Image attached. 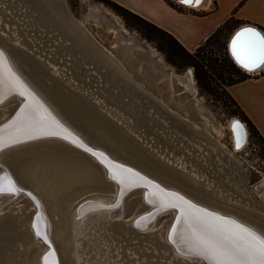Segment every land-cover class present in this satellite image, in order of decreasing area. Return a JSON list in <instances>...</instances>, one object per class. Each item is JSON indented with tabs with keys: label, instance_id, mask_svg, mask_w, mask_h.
Returning a JSON list of instances; mask_svg holds the SVG:
<instances>
[{
	"label": "rangeland",
	"instance_id": "obj_1",
	"mask_svg": "<svg viewBox=\"0 0 264 264\" xmlns=\"http://www.w3.org/2000/svg\"><path fill=\"white\" fill-rule=\"evenodd\" d=\"M174 3L179 5L177 2ZM4 5H6L4 10H0V37H4L0 40V47L9 54L15 64L17 63L18 69L23 71L27 80L32 84L36 83L49 97L47 98L51 99L60 109L61 103L58 102L51 89H48L44 83L38 82V79H46L42 78L40 74L34 73L35 71H31L36 68L33 69L30 62L19 60L18 55L10 53V45L16 44L25 53H29L32 57H38L42 64L49 67L48 73H51V69L54 74L60 73V78L63 80L62 85L66 88L86 92L85 95L90 101L94 103L101 101L102 104H106L104 108H117L124 113L123 116L129 118L128 120L133 119L137 122L140 118V127L136 130V134H139L146 145H152L149 150L157 156H164L173 164L180 161L178 166L186 165L185 171L188 174L194 172L207 174L210 180L212 177L208 173V169L211 168V164L214 162L218 164L220 161L228 167L230 173H234L231 175H235V179L240 180L238 173L241 175V182L244 181L242 187L249 186L247 184L249 174L247 171L242 173L241 165L252 167L264 177V143L258 137L251 136L248 132L244 148L239 152L233 151L229 128L232 117H237L242 121L247 130L248 127L241 117L232 113L234 106L224 94V87L215 80L210 68L202 65L198 69V74L210 77L205 81L212 93L200 86L201 84L195 77L196 70L192 66H180L169 62L154 41L144 38L138 30L127 26L119 15L97 0H0V6ZM235 28L223 33L220 38V47L216 45L208 47L212 57L230 73H233V70L227 64L226 59L236 69L242 71L239 69L241 67L238 66V68L232 62L226 46L227 39ZM189 70L196 88L194 95L187 92L183 85L177 83L173 78L172 85L169 78L172 73L182 74ZM48 82L46 80V83ZM69 82L70 85H68ZM203 84L206 85L204 81ZM15 106L16 103L12 98L0 105V122L13 111ZM113 118L115 119V116ZM65 119L71 124L73 123L70 118ZM73 127L78 129L83 136L87 134H85V130L74 125ZM108 136L112 141L111 135ZM159 138L162 140L159 141ZM34 152L32 151L31 154ZM4 153L0 154L1 158L4 157ZM8 156H5L4 163L16 177L12 168L16 160L11 162ZM197 160L201 161L196 164ZM204 162L207 165L210 163V166L205 165V170L202 167L199 168ZM133 166L137 169L140 168V171L152 177L149 171L146 172V166L139 168L137 164ZM158 172L156 178H153L158 179L157 181L160 180L161 184L184 192L185 195L187 194L186 196L197 202L225 212H232L243 220L248 218L242 213L246 209L244 207H246L247 199H243L239 206L241 208L231 210L225 208L226 203L232 204L235 198L233 201L222 200L225 202L203 199L201 194L196 195L194 192H190L188 186L180 187L176 180L169 177L167 173ZM165 174L167 177L162 176ZM85 182L83 178L73 179L72 186L68 190H56L53 193L55 201L63 202L68 193L81 189L92 192L91 185L86 186ZM261 184V181L252 183L249 191L252 192L255 187ZM136 192L133 191L123 198L122 215L115 218L120 220L116 224V226L118 225L117 229L109 228L101 233L109 247L106 259L109 264H156L154 255L151 256L147 251L148 255H143L141 248L145 249L143 244L147 246L151 242L150 237L154 240V236L159 235L162 226L167 224L169 217L166 216V213L160 214L157 221L154 222L155 225L150 226L152 227L150 232L153 234H148L149 240L137 242L135 237H131L132 233L128 235L127 223H125L137 215V209L143 210L139 206ZM258 196H261L264 201V189L260 194L258 193ZM22 197L20 194L9 201L0 210V214L13 215L17 213L16 219H21V221L17 222L16 229L25 231L29 230L28 224L33 210L30 208V203ZM251 206L253 207V205ZM29 209L31 212L28 213ZM67 211L69 214L70 209ZM129 212L130 214L127 215ZM47 215L51 222L53 241L67 243L69 237L63 236V232L57 227L55 221L57 214L47 211ZM13 226L12 221L4 222L3 220L0 222L2 258L5 259L6 264H27L26 262L37 264L41 253V249L36 247L37 240L34 242L33 238H29V240L21 241L22 237L18 239L9 236L7 230ZM108 233H112L113 238L108 237ZM122 237L123 239H121ZM117 238L118 241H116ZM85 246L83 244V249ZM150 247L152 248L153 245ZM26 248H29V252L21 255V251ZM158 248L160 250V247ZM9 250H13L11 256ZM116 251H118V256ZM91 252L87 251L83 256L89 257ZM143 259L145 260L143 261ZM93 260V257L89 259V261ZM188 261L195 262L194 260ZM176 263L180 264L181 262ZM94 264L101 263L98 260Z\"/></svg>",
	"mask_w": 264,
	"mask_h": 264
},
{
	"label": "water",
	"instance_id": "obj_2",
	"mask_svg": "<svg viewBox=\"0 0 264 264\" xmlns=\"http://www.w3.org/2000/svg\"><path fill=\"white\" fill-rule=\"evenodd\" d=\"M174 1L176 2V0ZM177 3L181 5H187L186 3L183 2V0ZM197 6H198L197 4H194L190 7L195 8ZM5 7L6 5L0 6V10L1 11L4 10ZM243 28H252L261 36V32L255 26L250 25V26H245ZM2 38L4 39V37H0V40H2ZM9 48H10L9 50H11L13 54L19 56V60L22 59L24 61L33 63L39 69V72L36 70H31V71H35L34 73L40 74L42 78H45L46 80L49 81L48 83H46V80L38 79V82H40L41 84L44 83V85H46L48 88L51 85L59 86L63 92L68 93L69 96L72 95L75 99L78 100L77 102H73L71 104L73 108L72 107L67 108L66 106H63L62 107V111L64 113L63 115L64 118H70V120L73 121L72 124L74 126H77L78 128L85 130L87 133L85 137H87L89 141L90 138L96 140V143L101 144V146L105 150L113 153V156L115 158H119L131 164L134 163L133 165L137 164L138 168L146 166L145 168L146 172L149 171V173L154 178H156V173H159L158 171L167 173L169 177H172L176 180V182L180 185V187L188 186L190 192H194L196 195L201 194V197L203 199L211 200V201H216V200L233 201V198H235L232 204L226 203L225 208L231 210L232 209L237 210V208H241L239 206H241L243 199H247L245 204L246 207H244L246 209H244L242 213L243 215H245V217H248L247 218L248 220L247 219L243 220L242 218L236 216L232 212L229 211L225 212L212 206H209L212 208L206 210L209 212H213L217 215L224 216L228 219L234 220L238 223L244 224L247 227L251 226L250 228L252 227L255 228L256 230L253 228L252 229L257 231L258 233H264V212H262V210L264 209V201L261 196L253 194L256 193L255 189L252 192L249 191V188L251 187L252 183L257 181H263L264 183V177H262L258 171L254 170L252 167L249 166L246 167L244 165H241L242 173L247 171L249 174V180L247 182L249 186L247 187H242L244 181L241 182L242 179L239 173H238V177H240L239 178L240 180L235 179V175L232 176L234 173L232 172L230 173L228 167H226L224 163L220 161H218V164H215L217 162H214V164H211V168L208 169V173H210V176L212 177V179L210 180L207 174L205 175L197 174L196 172H194L193 174H188V172L185 171L187 166H183V165L178 166L177 163L173 164V162H169L168 159L165 160L164 156L163 157L157 156L155 155L154 152L149 150L152 145L149 146L146 145V142H143V139L139 137V134H136V130L140 127L139 126L140 118L137 122H135L133 119L128 120L129 119L128 117L123 116L124 113L121 112V114H118L119 110L117 108L114 109L104 108L106 104L105 105L102 104L101 101L95 103L90 101V99L87 98L85 95L86 92H79V90L74 91L73 89L70 88L68 89L64 85H62L63 80H61L62 78H60L61 77L60 73L54 74L53 69H51L52 70L51 73H48L49 67L48 66L46 67L45 64H42V61H39L38 57H32L29 53H25V51L19 49L16 44L10 45ZM232 60L237 66L239 65L234 60V58H232ZM68 85H70V82L68 83ZM6 95H8V93L3 95V98ZM22 102H23L22 105H24L25 101L23 100ZM19 106L10 115V118H8L5 122L0 123V127H4L16 116V114L21 109V107ZM139 114L141 116V113ZM113 116H115V119L113 118ZM118 119L120 120L118 121ZM237 123L240 125V129H241L240 143H242L241 141L244 139V135L246 133L245 131H247V128L245 124L239 119H237ZM108 135H111L113 142L108 138L109 137ZM158 140L161 141L162 138L161 139L159 138ZM91 149L95 152L102 153L97 149H93V148ZM32 151L35 152L31 154ZM1 153H4V157H2L3 163L4 161H6L5 156L8 155H9L8 159L11 162H14L16 160L12 165L13 171L14 173H16V177L15 175L12 174V172L8 169L9 167H7L6 165L4 171H2L0 175L7 173L10 176H12L15 182L22 187L21 190L24 191L26 195H29L28 197L31 198L33 196H37L42 200L45 206L46 213L47 211H51V213L57 214L55 220L58 225L57 227L61 229L60 231L63 232V236L65 237L69 233V227H70L69 214L73 209L79 208L82 204L91 201L95 197L100 198L102 196L105 197L109 195L110 191L113 190L114 189L113 187L115 186L118 187V189L120 188V185H118L114 180L111 179L108 169L105 167L107 171L104 170L101 166L104 164L100 163V161L96 157L92 156L88 152H85L81 148H77L74 144L70 143L68 140L61 139L60 137H56V136L42 137L37 140L24 141L20 144L5 149L4 151L0 152V154ZM103 155L106 156L104 153ZM108 161H111L113 164H117L111 159H108ZM200 161L197 160L196 164H198ZM178 163H180V161ZM205 165H207L206 162L200 165L199 168L202 167V169L205 170L206 169ZM207 166H210V163ZM123 167L127 168L125 166ZM230 170H232V168H230ZM19 174L21 177L19 176ZM162 176L165 177L166 174ZM77 178H83L84 181H86L84 183L86 186L90 184L92 187V189L90 190H92V192H89L87 189L84 190L80 188L81 190H78L73 193H68L65 196V201L63 202L59 200L55 201V197L53 196V193L56 190H61V191L68 190L72 186V180ZM144 179L147 181H151L153 185H158L156 182L150 180L147 177H144ZM158 186L164 189L160 185ZM262 186L264 187V184ZM140 190L144 191L143 200L141 198L142 194L138 193V191ZM164 190L167 192H172L167 189ZM124 191H126L125 198L133 191H137L136 193L138 194L139 206H141L143 209L142 211H140L139 209L136 210L137 218L139 217L141 218L144 215L149 216L146 210L151 208V207L149 208L150 206L149 204L158 207L157 211L159 212V214L155 216V221H157L160 214L166 213V216L169 217L167 220V224L164 227L162 226V231L159 233V235L154 236V240H152L153 238L150 237L151 242H149L147 246L146 244H143L145 245L143 246L145 247V249L141 248V252L145 256L148 255L147 252H149L151 256L154 255V262H156V264H171L170 261H168L169 259L168 256L171 253L169 249L170 242L169 240L167 241L166 239L163 240L160 234L163 232V229L166 230V227L169 228L168 233L170 234V232L172 231V226L176 223V217L180 215L179 210L171 207L162 208L160 206L159 200L156 203L155 201L150 199V197L147 196L148 193L149 196L153 194L152 190L149 188L143 186H135V187L126 186L124 188ZM18 195L20 194L17 193L15 196ZM25 199L31 204L30 202L31 200H29V198L28 199L25 198ZM251 205H253V207ZM196 206L199 208H204L199 205ZM67 209H70L69 214H67L68 213ZM172 210L175 211L173 215L171 214ZM29 212L31 211L28 210V213ZM129 214L130 212L127 215ZM16 217H17V213H14L13 215H4V213L0 214V222H3V220L4 222L12 221L14 225L13 228L11 229L9 228L7 230L9 236H12L14 238L16 237L18 239L22 237L21 241L29 240V238L31 237L33 238L29 230L23 231L21 229L19 230L16 229L17 228L16 226L18 224L17 222L21 221V219L17 220ZM118 221L120 220L114 219L110 221L109 225L106 227L107 230L109 228L117 229L118 225L116 226V224H118ZM130 221L131 219L125 221V223H127L128 235L132 233L131 237H135L137 242H141L143 240L144 241L149 240L148 234L152 233L150 232V229L155 224L148 229H140V228L136 229L134 226H132L131 223H129ZM169 234H167V237L169 236ZM107 236L113 238L112 233H108ZM121 239H123V237ZM116 241H118V238ZM52 243H53L52 247L48 248L47 252L42 256V262H41L42 264H44V257L48 256L50 252L54 253L52 257L55 258V260H57L58 258L59 264H75L69 251L70 249L69 243L68 245L67 243H65V241L61 243L59 242L56 243L55 241H52ZM46 245L48 246V244ZM152 245L153 247L151 248L150 246ZM158 247H160V250ZM28 249L29 248H26L23 251H21V255L27 254L29 252ZM12 253L13 250H9L10 256L12 255ZM144 260L145 259H143V261ZM188 260H194V258L187 259L186 264H189ZM179 261L182 260H174L173 264H177L176 262ZM6 263L7 262H5V259L2 258L1 256V250H0V264H6ZM26 263L30 264L28 262ZM81 264L83 263L81 262Z\"/></svg>",
	"mask_w": 264,
	"mask_h": 264
},
{
	"label": "snow or ice",
	"instance_id": "obj_3",
	"mask_svg": "<svg viewBox=\"0 0 264 264\" xmlns=\"http://www.w3.org/2000/svg\"><path fill=\"white\" fill-rule=\"evenodd\" d=\"M183 2L191 3L192 0ZM230 50L235 61L245 69L252 70L264 65V37L252 28H243L236 32L232 37ZM5 90L9 95L24 97L25 105L8 124L0 127V152L24 141L42 137L56 136L68 140L104 164L111 179L121 186L122 194L126 186H143L152 190L162 208L179 210L180 215L176 217V223L168 236L169 242L176 246L178 253L199 257L208 264H264V233H258L244 224L199 208L183 196L153 185L132 169L113 164L103 153L85 146L39 104L23 81L8 66L3 53H0V102H3ZM233 130L237 133L236 144L239 147L240 125L234 122ZM20 191L12 176L7 173L0 175V196H12ZM39 219L37 215V220ZM32 227L35 235L51 248L52 245L46 233H42L40 225L34 222ZM53 255L50 252L45 256L44 264H49V257Z\"/></svg>",
	"mask_w": 264,
	"mask_h": 264
},
{
	"label": "bare ground",
	"instance_id": "obj_4",
	"mask_svg": "<svg viewBox=\"0 0 264 264\" xmlns=\"http://www.w3.org/2000/svg\"><path fill=\"white\" fill-rule=\"evenodd\" d=\"M180 1H182V0H176V2H180ZM201 3H202V0H199V2H197V0H192L191 3H186V4H187V6H192L194 4H197L198 6H200V5H202ZM188 4H190V5H188ZM0 22H1V18H0ZM245 26H250V25H244V26H241V27L235 29L234 31H232V33L229 35V37L227 39V42H226L227 51L229 52V55L231 58H233V56L231 54V50H230V44H231L232 37L236 34V32L238 30L243 29V27H245ZM261 36L264 37L262 32H261ZM0 53H3V56L6 59L8 66L12 69V71L15 73V75L18 76L21 81H23V83L26 85V87L29 89V91L32 93V95L36 98V100L39 102V104L43 105L44 109L47 110V112L51 115V117H53L56 121H58L59 124L64 129H67L68 132H70L73 136H75L85 146L99 150L100 152L104 153L108 159H111L112 161H114L117 164H120L122 166H125L127 168L132 169L133 172L138 173L143 178L147 177L150 180H153L154 182H156L158 185H160L164 189L170 190L172 192L177 193L180 196H183L185 199L189 200L193 204L204 207L205 209L212 208V207H209L205 204H201L200 202H197L196 200L186 196L184 193H182L181 191H179L175 188L161 184L159 181H157L153 177L149 176L148 174L140 171L139 169H137L133 165H131L127 162H124L123 160H121L119 158H115L113 156V153L105 150L101 146V144L96 143V140L90 138V141H89L87 139V137L83 136V134H81L78 129L73 127V125L70 124L64 118V115H63L64 113L61 110L63 106H66L67 108L72 107L71 102H69V101L77 102L78 101L77 99H75L72 95L69 96L68 93L63 92L59 86L51 85V87H49V88L46 86L48 89H51V91L55 94V97L57 98L58 102L61 103V106H60L61 109H60L58 106H56V104L51 99H48L49 97L36 85V83L33 82V84H32V83H30L29 80H27L23 71L22 70L20 71L18 69L19 67H17V63L15 64V62L12 61L9 54L2 47H0ZM10 53H11V51H10ZM262 66L263 65H260L259 67H256L252 70H248V69L241 67V70L246 72V73H251L257 69H260ZM31 67L33 69L36 68V70L39 72V70L37 69V67L33 63H31ZM169 78L171 80V84L173 83L172 82V78H173V79H175V81L177 83L182 84L183 88H185L187 90V92H189L190 94L194 95V93H196V88L194 87V84L192 82L193 79H192V73L190 70L186 71L182 74L172 73V74H170ZM5 94H7L6 90L4 92V95ZM10 98H12V100L16 103V106L13 109V111L5 119H3L0 123H3L8 118H10V115L14 112V110H16V108L19 105H20L19 107H21V108L24 107V105H25V102H24V105H22V103H23L22 101L23 100L25 101V99L21 98L19 95H16V94L6 95L3 98V102H0V105H2L7 99H10ZM118 114H121V112L118 111ZM122 118H123V116H122ZM119 120L120 119H118V121ZM234 122L237 123V117H232V120L229 122V128L231 131V140H232V145H233V151L239 152L244 148V146L247 142L248 132L245 131L246 133L244 135V139L241 141L242 143H240V146L237 147V144H236L237 133L234 132V130H233V123ZM85 134H86V131H85ZM242 134H243V132H242ZM239 135H240V133H239ZM240 137H241V135H240ZM95 160H97V159H95ZM101 166L104 170L107 171V169H105L104 165H101ZM183 166H186V165H183ZM4 169H5V164L3 163L2 158L0 157V173L2 171H4ZM261 182H262L261 185H258L257 187L254 188L257 195H258V193L260 194V192H262V190L264 189V187L262 186L264 183H263V181H261ZM17 186L20 189H22V187L20 185L17 184ZM113 188L114 189L110 191L109 195H107L105 197L102 196L100 198L95 197L91 201H88V202L82 204L79 208L73 209L71 211V213L69 214V216H70V225L69 226L70 227H69V233L66 237H69L67 240V245L69 243V245H70L69 251H70L71 257H72L75 264H81V262L83 264H94L93 262L96 263V262H98V260H99V263H101V264H109V262L106 261V259L108 258V255H107L108 250L107 249L109 247H108V244L106 242L107 240L104 237H102L101 233L107 229L106 227L109 225V222L111 220L118 218L122 215V207H123L122 200L126 194V191H124V190H123V194L121 193V186L119 189L116 186ZM143 192H144L143 190L138 191L139 194H142V196H141L142 200H143ZM19 194H21L23 196L22 198H27V199L29 198V200H31L30 201L31 207L30 206L29 207L33 210V213L30 216V221H29L28 226H29V231L34 238L33 241L35 242V240H37L36 241V244H37L36 247L41 249V253H40V256L38 258L37 264H42L41 263L42 262V256L47 252L49 247L46 244H44L43 242H41L42 240L35 235V230L33 229L32 225L34 222L38 223L41 227L42 233H46L48 240H49V243L51 245H53L51 222H50L49 216L46 213L45 206H44V204L40 198H38L37 196H33L30 198V197H28L29 195H26V193L22 190L19 192ZM147 196L150 197V199H152L156 203L159 200L156 196H154V194L149 196V193H148ZM16 197L17 196H15V195L0 196V210L3 209V207L9 201L15 199ZM37 203L39 204V207H37ZM149 205H150L149 208L151 207L150 209H147L149 216L144 215L141 218L140 217L137 218L136 217L137 215H134V217L131 218L132 222L130 221L129 223H131L132 226H134L136 229L137 228L146 229V228H149L150 226H152L154 224L155 216L159 214V212L157 211L158 207H155L152 204H149ZM174 213H175V211L172 210L171 214L173 215ZM37 215H39V217H40L39 221L37 220ZM135 219H137V220H135ZM253 229H255V228H253ZM168 230H169V228H167L166 230H163V232L160 234V236L163 238V240L166 239L168 241V239H167L168 238L167 234H169ZM31 239H32V237H31ZM102 239H104V240H102ZM61 242H63V241H61ZM83 244L86 245L85 249H83ZM169 249H170L171 253L169 255L168 261H170L171 264H173L174 260H182V261H179V262H181L180 264H186L187 259H193V258L196 261L194 263L189 262V264L190 263L208 264V262L206 260H202L199 257L185 256V255L178 253L176 251V246H174L172 243H170ZM85 251L86 252L92 251L90 253L89 257L85 258L83 256ZM117 253H118V251H116V254ZM56 256H57V254H56ZM117 256H118V254H117ZM92 257L94 260L89 261V259H91ZM115 262H116V260H115ZM49 264H59L58 258H57V260H55V258L50 256L49 257Z\"/></svg>",
	"mask_w": 264,
	"mask_h": 264
},
{
	"label": "crops",
	"instance_id": "obj_5",
	"mask_svg": "<svg viewBox=\"0 0 264 264\" xmlns=\"http://www.w3.org/2000/svg\"><path fill=\"white\" fill-rule=\"evenodd\" d=\"M114 1L167 31L188 51L195 50L229 18L235 21V29L252 25L264 35V0H202L195 8L181 6V11L165 0ZM249 75L226 91L264 138V65Z\"/></svg>",
	"mask_w": 264,
	"mask_h": 264
},
{
	"label": "trees",
	"instance_id": "obj_6",
	"mask_svg": "<svg viewBox=\"0 0 264 264\" xmlns=\"http://www.w3.org/2000/svg\"><path fill=\"white\" fill-rule=\"evenodd\" d=\"M103 3L105 6L109 7L115 14L119 15L127 26L133 27L146 39L154 41L156 43L157 48L163 52L166 59L173 63L181 65H190L196 71L195 77L200 86L208 92L209 91L208 83L205 79H209L210 77L207 75L199 76L198 69L200 66H206L210 68L212 75L215 76V80H217L222 87H224L223 92L226 97L230 100L232 105L234 106L233 114H237L241 117L247 127L249 134L251 136L258 137V139L264 143V138L257 131L252 122L248 119L245 113L240 109L238 104L234 101V99L228 94L226 91V87L236 84L238 82L244 81L250 77L249 73L244 71H239L236 69L228 59H226L227 64L233 70V73L227 72L221 64L217 62L216 59L212 57L210 54L211 51L208 50L210 46H221L220 38L222 37L224 32H227L231 28H235V21L232 18L227 19L223 22L219 27H217L205 40L201 43L195 50L188 51L186 50L171 34L167 31L157 27L153 23L149 22L145 18L139 16L138 14L130 11L126 7L117 3L114 0H97ZM166 3L177 11H181V5H177L170 0H165ZM228 52V51H227ZM231 58V57H230ZM232 59V58H231ZM233 62V61H232ZM235 64V63H234ZM239 68V67H238ZM241 70V68H239ZM203 81L206 83L203 84Z\"/></svg>",
	"mask_w": 264,
	"mask_h": 264
}]
</instances>
